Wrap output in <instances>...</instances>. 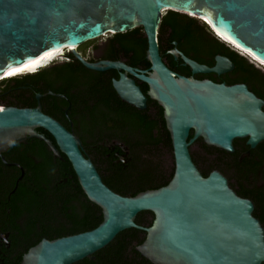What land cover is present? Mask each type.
Masks as SVG:
<instances>
[{
    "label": "water",
    "instance_id": "95a60500",
    "mask_svg": "<svg viewBox=\"0 0 264 264\" xmlns=\"http://www.w3.org/2000/svg\"><path fill=\"white\" fill-rule=\"evenodd\" d=\"M168 10L206 19L213 33L229 41L226 45L264 63V0H0V81L26 65L30 70L45 52L63 49L60 56L71 54L91 70L121 71L112 83L115 92L123 102L145 109L147 98L128 77L134 76L147 85L148 97L163 110L174 166L165 186L122 196L102 182L83 156L79 139L44 114L39 104L0 106V159L4 162L3 153L27 139L44 142L56 158H67L84 195L102 213V221L92 230L42 239L20 264L93 260L120 232L132 228L145 232L135 251L151 264H264V227L253 216L254 203L238 196L219 171L203 176L189 152L197 139L229 154L235 139H246L254 149L264 142V100L243 83L196 80L169 69L157 43L163 12ZM136 28L146 38L148 70L110 61L91 64L76 49ZM170 54L175 60L180 56L192 75H221L234 68L223 56H216L214 66L208 67L176 48ZM38 129L48 132L54 143ZM248 154H241L240 160ZM140 212L153 214L149 227L135 223Z\"/></svg>",
    "mask_w": 264,
    "mask_h": 264
},
{
    "label": "flooded vegetation",
    "instance_id": "af4514ba",
    "mask_svg": "<svg viewBox=\"0 0 264 264\" xmlns=\"http://www.w3.org/2000/svg\"><path fill=\"white\" fill-rule=\"evenodd\" d=\"M168 11H166V14ZM194 19L195 26L193 29L195 33L192 37L193 40L203 39V41H209L213 37L216 38L213 35L214 33L212 34V32L199 25L197 20L200 19ZM169 33L170 30L166 33H159L158 31L157 43L164 63L167 57L171 56L174 62L179 65L177 69L172 70L173 72L180 76L193 77L196 80H210L226 85L242 84L233 82L236 79V76L232 73L234 68L232 71L221 75L214 73L192 75L190 68L183 64L180 56L175 60L170 54L175 48L182 54L184 52L178 48L177 42H172V45L168 44ZM142 35L145 37L143 32ZM104 37L101 44L92 48L90 56H85V54L79 52L88 63L94 64L100 61H110L122 63L137 70H148L149 67L146 68L140 62L132 59L135 55L134 52L126 54L122 51L121 44L115 39L114 34ZM227 46L234 50L230 45ZM184 55L198 64L208 67L214 66L216 56H223L215 54L210 58L205 53H202L199 55L202 62H199L186 54ZM181 68H184V71H189L190 75L180 73ZM120 73L121 71L113 69L105 71L91 70L71 54L59 56L34 72L26 73L37 74L36 92L33 98L31 96L32 92L27 91L32 86L28 82H25L18 87V89H21L20 95L23 94L24 96V105H13L9 103L11 101L7 100L11 96L12 90H5L6 85H2L0 87V100L4 102L0 103V106L35 108L39 104L44 114L52 117L79 139L83 156L93 163L102 182L109 189L114 192L118 189L125 191V193H132L136 191L138 186L139 174L137 171L142 170V168L145 169L144 166L141 168L140 165L142 164L138 165L134 161L133 153L136 151V146L134 145L139 141L144 143L145 139L139 136L135 130L137 125H134L133 122H120V118L124 114H129V117L133 118L137 113L154 116L156 110L151 104V102L155 101L151 100L147 95V85L131 75H128V77L133 79L135 85L139 87L140 91L147 98L145 109H138L119 98L112 83L114 80L119 79ZM14 86L15 81L11 80L10 88ZM145 86L146 89L144 88ZM37 95L40 96L39 99ZM159 133L158 126L152 129L153 138H158ZM28 140L34 139H27L24 144L27 145ZM234 141H236L238 146H242L243 149L248 147L246 139H235ZM162 143L163 141H160L159 144L161 145ZM202 143H204L202 139H197L191 145L197 144L200 147ZM241 143L243 144L240 145ZM263 144L264 142H260L254 149H249L248 147L241 154L245 152H249V154L241 160L239 158L241 154L238 157V161L246 159L250 163H259L257 173L252 176L250 174V178H248L251 184L255 182L254 184L257 188L264 187ZM45 146L46 155H40L38 149L27 151L24 155L27 159V167L28 165L39 166L49 156L51 166L48 170H27L25 169L26 166L19 165L13 160H6L8 157H11L9 149L3 153L4 164L7 166L16 165L19 168L16 171H5L2 175L0 174L3 184L0 187V264H10L11 260L22 257L42 239L53 240L73 235L70 233L73 220L81 218L85 214L84 209L87 206L85 199L87 197L85 196L84 199L82 195L84 193L74 171L63 170L62 165L59 164V162L64 161L63 155V160L56 158L46 144ZM233 147L235 152L234 144ZM250 150H253V154ZM200 151L204 157H208L207 153L201 149ZM189 152L190 155L193 154L190 151V147ZM142 158L147 157L143 155ZM215 159L216 156L211 155L209 163H212ZM165 170L168 171V168ZM219 172L222 173L221 171ZM222 174L227 178L230 185L232 179H229L227 173L223 172ZM14 176L16 178L13 181V186H10L11 179ZM106 181L111 183L112 187H109L105 183ZM22 191L23 195H20ZM134 245L136 247L139 244H136V241H132L131 245L127 247L126 256H124V253L119 257V259L123 260L120 263L151 264L149 261H147L148 263L145 262L144 260L146 259L141 257L139 253L137 256L134 252H131Z\"/></svg>",
    "mask_w": 264,
    "mask_h": 264
},
{
    "label": "trees",
    "instance_id": "16d2710c",
    "mask_svg": "<svg viewBox=\"0 0 264 264\" xmlns=\"http://www.w3.org/2000/svg\"><path fill=\"white\" fill-rule=\"evenodd\" d=\"M194 26V18L188 17L187 15H180L177 12L168 11L167 14L162 17L158 31L159 33H166L168 30H170L168 44L172 45V42H177L178 48L181 49L184 54L196 59L199 62H202L199 58V55L202 53H205V55L209 56L210 58H212L215 54H221L227 57L234 64V70L232 73L234 76H236V79L233 80V82L245 83L250 91L254 92L257 97L264 100V73L261 71V69L257 68L254 65V63L257 62L250 59L249 57L246 58L239 55L237 52L232 50L229 46H227L217 38L213 37L212 40L209 41H203V39L193 40L192 37L195 33L193 29ZM114 37L118 40L119 44H121L122 51L124 53L127 54L129 52H134L135 55L132 59L136 62H140L146 68L149 67V62L146 61L145 58L147 42L145 37H143L142 35L141 28H136L125 33L114 34ZM165 64L171 70H175L177 69V67H179V65L174 62L171 56L167 57ZM257 64L261 68L263 67L259 63ZM183 69L184 68H181L179 72L185 75H190L189 71H184ZM37 74H26L14 78L3 79L0 81V87L2 85H6L5 90H12L11 96L7 98L8 101H11L9 103L16 106L24 105V96L23 94L20 95L21 89H18V87H20V85H23L25 82H28L29 85L32 86L31 88H28L27 91L32 92L31 96L33 98L36 92L35 85ZM11 80L15 81V86L12 88H10ZM144 88L146 89V86ZM3 102V100H0V103ZM151 104L156 110V114L154 116L137 113L133 118H130L129 114H124L120 118V122H133L134 125H137L135 130L138 132L139 136L145 139L144 143H141L139 141L134 145L136 146V151H134L133 153L134 161H136L138 165L142 164L140 165L141 168L142 166H144L145 169L142 168V170L137 171V173L139 174V178L137 182L138 186L135 192L125 193V191L116 189L117 191L115 192L122 196H135L139 192L154 190L165 186L170 181L173 174L174 166L172 147L169 133L165 127V122L163 119V110L155 102H151ZM156 126H158L160 133L158 138H153L152 129H154ZM37 131L39 133H43L47 138L51 139L52 142H54L53 138L48 132L44 131L43 129H38ZM191 136L192 133L189 134V137ZM160 141H163L161 145L159 144ZM233 144L235 146V152L233 154H229L202 143L200 145V149L208 154L207 158H210L211 155H215L216 159L212 161V163L202 165L198 160L199 158L201 159V156L199 157L196 154H191L192 161L195 165L198 166L199 171L203 176H207L212 170H219L222 173H227L229 175V179H232V183L230 184V186L236 192V194L242 198H249L252 200V202L254 203L253 216L259 219L264 227V187L262 186L261 188H257V186L254 184L255 182L251 184L248 179L250 178V174L252 176L257 173V171L259 170V163H250L246 159L238 161V157L241 152L248 149V147L243 149L242 146L237 145L236 141H233ZM242 144L243 143H241L240 145ZM45 148L46 146L42 141H39L37 139L28 140L27 145L17 144L9 148L8 151L11 157H8L6 160H13L19 165L26 166L27 159L24 153H27V151H30L32 149H38V151H40V155H46L47 152ZM250 152L253 154V150H250ZM262 152H264V150ZM163 154L168 155L172 161V165L168 168V171H166L162 167ZM143 155H145L147 158L143 159ZM63 157L64 161L59 162V164L62 165L63 170L73 172L69 161L64 155ZM50 166L51 161L48 156L46 157L45 161L42 162L39 166L28 165V167L26 166L27 168L25 167V169L48 170ZM18 168L19 167L16 165L7 166L0 160L1 175L5 171H16L18 170ZM15 178V176L12 177L10 186H13V181ZM105 183L109 187H112V184L108 181H106ZM2 185L3 184L0 179V187ZM20 195H23V191L20 193ZM82 195L85 199V195ZM85 201H87V206L84 209L85 214L81 218H73V225L70 230L71 234H77L92 230L102 221V213L100 208L90 202L88 199H85ZM152 220L153 214H151L150 212H140L135 218V223L138 226L145 228L151 224ZM144 237L145 232L142 230L134 228L124 230L120 232L111 243H109L103 249L97 251L94 254V260L85 258L74 264H121L120 262L123 260L119 259V257L126 252L127 247L131 245V242L136 241V244L140 245L143 242ZM131 252H134L137 256L139 255L138 252L135 251V245L132 247ZM124 256H126V253L124 254ZM20 260L21 257L17 258L16 260H11L10 264H20ZM144 261L147 262V260Z\"/></svg>",
    "mask_w": 264,
    "mask_h": 264
},
{
    "label": "rangeland",
    "instance_id": "374dc122",
    "mask_svg": "<svg viewBox=\"0 0 264 264\" xmlns=\"http://www.w3.org/2000/svg\"><path fill=\"white\" fill-rule=\"evenodd\" d=\"M164 15H166V11L163 12V16ZM197 21H198V23H199L200 26H202L204 29L210 31V28L208 26H206L203 22H201L200 20H197ZM210 32H212V31H210ZM212 34H213V32H212ZM104 38L105 37L92 40V41H90V42H88V43H86V44H84V45H82V46H80L79 48H76V49L81 54H85V56H90V52H91L92 48H94L96 45L101 44V42H102V40ZM97 53H98V51H97ZM254 65L257 68L261 69L264 72V68L263 67L261 68L257 63H254ZM7 78H9V77H7ZM190 151H191V153L196 154L199 157L201 156V159L199 158L198 160L200 161V163L202 165H206V164L209 163V158L204 157V155L200 151V147L197 144L191 145L190 146ZM171 165H172L171 158L168 155L163 154V157H162V167L164 169H166V168H169Z\"/></svg>",
    "mask_w": 264,
    "mask_h": 264
},
{
    "label": "bare ground",
    "instance_id": "6f19581e",
    "mask_svg": "<svg viewBox=\"0 0 264 264\" xmlns=\"http://www.w3.org/2000/svg\"><path fill=\"white\" fill-rule=\"evenodd\" d=\"M187 14H189V13L187 12ZM194 17H195L196 19H200L201 22H203L206 26L209 27L210 24L208 23V21H207L206 19H204V18H202V17H198V16H194ZM214 35H215L219 40H221L222 42H224V43H226V44H230L228 40H226L225 38H223V37L220 36L219 34L214 33ZM230 46L233 47V45H230ZM233 48L236 49L237 47H233ZM237 50H238V49H237ZM63 52H64L63 49L58 50V51H51V50H50V51H47V52H45L44 54H42V55H40V56L38 57V59H37L35 65H34L30 70H28V71H23V72H17V73H14L13 75H7V74H6V75H3L2 78H7V77L11 78V76H13V77H14L15 75L18 76V74L23 75V74H26V73L34 72L36 69L41 68V67L47 65L48 62L53 61L54 59H56L57 57H59ZM244 54H245V53H244ZM245 56H247V58L249 57L250 59L256 61L257 63H259L261 66L264 67V63L259 62L257 59L253 58L251 55H245ZM20 75H19V76H20Z\"/></svg>",
    "mask_w": 264,
    "mask_h": 264
},
{
    "label": "snow or ice",
    "instance_id": "6c2138e0",
    "mask_svg": "<svg viewBox=\"0 0 264 264\" xmlns=\"http://www.w3.org/2000/svg\"><path fill=\"white\" fill-rule=\"evenodd\" d=\"M28 68H29V66L26 65L25 68H19V69H16L15 71H16V72H23V71L28 70ZM13 74H14L13 72H9V73H7V75H13ZM0 111H3V109H0Z\"/></svg>",
    "mask_w": 264,
    "mask_h": 264
},
{
    "label": "built area",
    "instance_id": "2783aa9c",
    "mask_svg": "<svg viewBox=\"0 0 264 264\" xmlns=\"http://www.w3.org/2000/svg\"><path fill=\"white\" fill-rule=\"evenodd\" d=\"M215 36V35H214ZM216 37V36H215ZM217 38V37H216ZM218 39V38H217ZM221 41V40H220Z\"/></svg>",
    "mask_w": 264,
    "mask_h": 264
}]
</instances>
